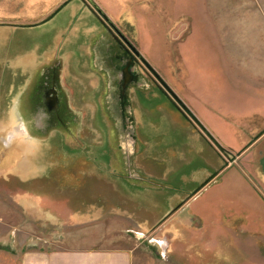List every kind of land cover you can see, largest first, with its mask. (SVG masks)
I'll return each instance as SVG.
<instances>
[{
  "label": "rangeland",
  "instance_id": "rangeland-1",
  "mask_svg": "<svg viewBox=\"0 0 264 264\" xmlns=\"http://www.w3.org/2000/svg\"><path fill=\"white\" fill-rule=\"evenodd\" d=\"M227 8V0H0L4 252L119 246L123 235L161 248L165 264H264V133L224 149L178 95L179 46L193 32H227ZM204 45L190 41V56ZM199 56L215 69L210 54ZM166 105L212 146L216 176L235 168L251 187L234 202L219 198L213 223L194 211L202 185L180 204L176 183L163 181Z\"/></svg>",
  "mask_w": 264,
  "mask_h": 264
},
{
  "label": "crops",
  "instance_id": "crops-1",
  "mask_svg": "<svg viewBox=\"0 0 264 264\" xmlns=\"http://www.w3.org/2000/svg\"><path fill=\"white\" fill-rule=\"evenodd\" d=\"M227 6V32H193L194 37L179 46L178 95L210 140L235 151L244 148L252 134L264 133V0H227ZM197 38L205 45L193 58L188 44ZM202 48L216 63L215 69L204 67ZM198 62L202 69H197ZM165 109L162 130L169 160H164L163 181L176 183L172 196L183 197L180 204L196 197L192 190L202 185L198 191L206 192L196 200L202 202L194 211L213 223L212 208L218 211L219 198L234 202L233 198L252 193L251 187L235 168L216 176L219 158L212 146L169 106ZM173 151L181 156L174 157ZM239 204L243 205L241 200ZM120 237L119 246L26 249L16 256L0 248V264H165L158 256L161 248L145 246L138 237Z\"/></svg>",
  "mask_w": 264,
  "mask_h": 264
},
{
  "label": "water",
  "instance_id": "water-1",
  "mask_svg": "<svg viewBox=\"0 0 264 264\" xmlns=\"http://www.w3.org/2000/svg\"><path fill=\"white\" fill-rule=\"evenodd\" d=\"M95 10L100 14L103 20L108 24V26L117 34V36L129 47L132 48L128 40L119 32V30L110 22V20L96 7ZM136 53V51H134Z\"/></svg>",
  "mask_w": 264,
  "mask_h": 264
}]
</instances>
